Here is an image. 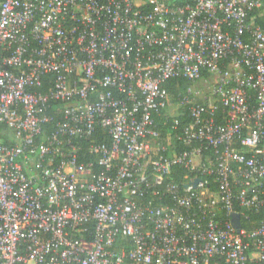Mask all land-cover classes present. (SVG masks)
<instances>
[{
  "label": "built area",
  "instance_id": "obj_1",
  "mask_svg": "<svg viewBox=\"0 0 264 264\" xmlns=\"http://www.w3.org/2000/svg\"><path fill=\"white\" fill-rule=\"evenodd\" d=\"M262 7L0 0V264H264V222H231L236 205L264 210ZM169 108L190 118L181 152L157 126ZM96 126L111 144L78 162L70 140Z\"/></svg>",
  "mask_w": 264,
  "mask_h": 264
},
{
  "label": "trees",
  "instance_id": "obj_2",
  "mask_svg": "<svg viewBox=\"0 0 264 264\" xmlns=\"http://www.w3.org/2000/svg\"><path fill=\"white\" fill-rule=\"evenodd\" d=\"M52 81H53V77L51 75L45 77L43 88H41L40 91L43 93L46 92L47 89L50 86H52L53 84ZM189 86H191V83L181 78L172 79V80L167 81L164 85V88L167 90L169 94L170 105L178 103L180 97L182 96V94L186 91V89ZM167 110H164L162 112V117L156 118L157 126H158V129H160L161 137L165 139L164 135L169 134V136L172 138L173 148H175L177 152L186 150V147L177 140V136L180 134V131L182 130V128L185 125L189 124L190 122V118L187 114V110L186 108H180L177 111L176 116L166 117V115H164V112H166ZM50 114L53 116V119L55 121H57L61 117V111H59V109L52 111ZM222 118L223 117L221 115V112H218L217 120L222 121ZM174 120L179 121V127H178V130L176 131L175 130L173 131L171 129V125L174 123ZM165 123H167V125H164ZM52 129H53V123L45 126V131L47 134L50 133ZM6 142L8 143L7 139H6ZM91 142H94L95 144H105L107 146L111 144V140L106 130L99 126L95 127V130L92 136L88 140L81 139V138L71 139L70 143L74 144L78 148V162L88 163L89 161L94 162L96 160V156L91 154L89 151V145ZM233 146L234 148L238 150L240 149V146L237 142L234 143ZM173 171H174V174L171 178L175 180L176 182H180L181 179L187 174V172L181 168H175V170ZM211 188L213 191L216 190V187L214 185H212ZM234 211L237 212L239 215L243 212L240 217L241 227L243 228L250 229L264 222V210H261L259 212L243 211L242 208L236 205L234 208ZM222 216L223 215H220L221 218ZM248 264H254V263H248Z\"/></svg>",
  "mask_w": 264,
  "mask_h": 264
},
{
  "label": "crops",
  "instance_id": "obj_3",
  "mask_svg": "<svg viewBox=\"0 0 264 264\" xmlns=\"http://www.w3.org/2000/svg\"><path fill=\"white\" fill-rule=\"evenodd\" d=\"M250 23L264 29V7L253 11L250 15Z\"/></svg>",
  "mask_w": 264,
  "mask_h": 264
},
{
  "label": "rangeland",
  "instance_id": "obj_4",
  "mask_svg": "<svg viewBox=\"0 0 264 264\" xmlns=\"http://www.w3.org/2000/svg\"><path fill=\"white\" fill-rule=\"evenodd\" d=\"M198 87L200 89H202V91L204 88V90H206L208 92V89L203 85V83H199ZM176 114H177V112L174 111V109H172V108H169L166 112H164V115H166V117H174ZM164 137H165V140L170 141L169 134H165Z\"/></svg>",
  "mask_w": 264,
  "mask_h": 264
},
{
  "label": "water",
  "instance_id": "obj_5",
  "mask_svg": "<svg viewBox=\"0 0 264 264\" xmlns=\"http://www.w3.org/2000/svg\"><path fill=\"white\" fill-rule=\"evenodd\" d=\"M199 182V179H196L193 183V188H196L197 183ZM231 222L236 229H240L241 222H240V215L235 213L231 216Z\"/></svg>",
  "mask_w": 264,
  "mask_h": 264
}]
</instances>
